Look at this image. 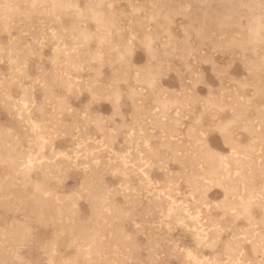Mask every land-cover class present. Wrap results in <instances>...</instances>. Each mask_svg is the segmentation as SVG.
I'll return each instance as SVG.
<instances>
[{
	"label": "rangeland",
	"instance_id": "rangeland-1",
	"mask_svg": "<svg viewBox=\"0 0 264 264\" xmlns=\"http://www.w3.org/2000/svg\"><path fill=\"white\" fill-rule=\"evenodd\" d=\"M263 17L264 0H0V264H264Z\"/></svg>",
	"mask_w": 264,
	"mask_h": 264
},
{
	"label": "bare ground",
	"instance_id": "bare-ground-1",
	"mask_svg": "<svg viewBox=\"0 0 264 264\" xmlns=\"http://www.w3.org/2000/svg\"><path fill=\"white\" fill-rule=\"evenodd\" d=\"M112 1H113V0H112ZM245 2H246V1H245ZM240 3H241V2H240ZM101 4H102V2H101ZM101 4H100V5H101ZM103 6H104V5H103ZM245 8H246V6H245ZM246 9H247V8H246ZM11 10H12V9H11ZM97 10H98V9H97ZM253 10H254V9H253ZM155 11H156V10H155ZM2 12H3V11H2ZM42 12H43V11H42ZM110 12H111V11H110ZM251 12H252V11H251ZM100 13H101V12H100ZM108 13H109V12H108ZM93 14H94V13H93ZM98 14H99V13H98ZM241 14H242V13H241ZM43 15H44V14H43ZM158 15H159V12H158ZM216 15H217V14H216ZM94 16H96V14H94ZM98 16H100V18H102V17H101V16H102V13L99 14ZM168 16H169V15H168ZM156 17H157V16H156ZM218 17H219V16H218ZM256 17H257V16H256ZM149 18H150V17H149ZM258 18H259V17H258ZM263 18H264V17H263ZM165 19H166V17H165ZM218 19H219V18H218ZM255 20H256V19H255ZM164 22H166V21L164 20ZM257 22H258V20H257ZM31 25H32V24H31ZM168 25H169V24H168ZM115 27H116V26H115ZM249 27H250V26H249ZM249 27H248V28H249ZM257 29H258V28H257ZM198 32H199V31H198ZM250 32H251V31H250ZM250 32H249V33H250ZM196 33H197V32H196ZM197 34H198V33H197ZM169 35H170V34H169ZM239 35H240V34H239ZM199 36H200V35H199ZM59 37H60V36H59ZM81 37H82V36H81ZM257 38H258V37H257ZM148 39H149V38H148ZM245 39H246V38H245ZM261 39H262V38H261ZM118 40H119V39H118ZM254 41H255V40H254ZM148 42H149V41H148ZM150 42H151V41H150ZM231 42H232V41H231ZM245 43H246V42H245ZM149 44H150V43H149ZM149 44H148V45H149ZM253 44H254V42H253ZM230 45H231V44H230ZM235 45H236V44H235ZM114 46H115V45H114ZM121 47H122V46H121ZM251 48H252V47H251ZM147 49H148V48H147ZM149 54H150V53H149ZM263 63H264V62H263ZM257 66H258V65H257ZM250 67H251V66H250ZM255 67H256V65H255ZM252 70H253V69H252ZM258 71H259V68H258ZM149 72H151V71H149ZM18 77H19V76H18ZM119 77H120V76H119ZM149 79H150V78H149ZM123 80H125V79H123ZM145 80H146V79H145ZM144 82H145V81H144ZM152 82H153V81H152ZM146 83H148V81H146ZM149 83H150V82H149ZM149 83H148V84H149ZM139 84H140V83H139ZM152 84H153V83H152ZM141 85H142V84H141ZM144 85H145V84H144ZM45 86H46V85H45ZM153 86H154V85H153ZM4 88H5V87H4ZM99 88H100V87H99ZM46 89H47V87H46ZM46 89H45V90H46ZM81 89H82V88H81ZM94 89H95V88H94ZM17 91H18V90H17ZM95 91H96V90H95ZM3 92H4V91H3ZM91 93H92V92H91ZM160 94H161V93H160ZM108 95H109V93H108ZM154 95H155V94H154ZM240 95H241V94H240ZM6 96H7V95H6ZM118 96H119V95H118ZM111 97H112V96H111ZM45 98H46V97H45ZM4 99H5V98H4ZM232 99H233V98H232ZM45 100H46V99H45ZM45 100H44V101H45ZM52 100H54V99H52ZM243 100H244V99H243ZM47 101H48V99H47ZM169 101H170V100H169ZM173 101H175V100H173ZM240 101H241V100H240ZM31 102H32V101H31ZM210 102H212V101H210ZM213 102H214V101H213ZM158 103H159V101H158ZM233 103H234V102H233ZM159 104H160V103H159ZM159 104H158V105H159ZM169 104H170V103H169ZM242 104H243V103H242ZM53 105H54V104H53ZM245 105H246V104H245ZM51 106H52V105H51ZM140 106H141V105H140ZM210 106H211V105H210ZM36 107H37V105H36ZM215 107H216V106H215ZM236 107H237V106H236ZM242 107H243V106H242ZM28 108H29V107H28ZM255 108H256V107H255ZM176 109H177V108H176ZM137 111H138V110H137ZM53 112H54V111H53ZM263 112H264V111H263ZM136 113H137V112H136ZM236 113H237V112H236ZM259 114H260V113H259ZM36 115H37V114H36ZM146 115H147V114H146ZM161 116H162V115H161ZM24 117H25V116H24ZM134 117H135V116H134ZM134 117H133V118H134ZM156 117H157V116H156ZM30 118H31V117H30ZM56 118H57V117H56ZM56 118H55V119H56ZM88 118H89V117H88ZM141 118H142V116H141ZM165 118H166V117H165ZM169 118H170V117H169ZM263 118H264V117H263ZM137 119H138V118H137ZM143 119H144V118H143ZM145 119H146V118H145ZM151 119H152V118H151ZM133 120H134V119H133ZM154 120H155V119H154ZM171 120H172V119H171ZM176 120H177V119H176ZM239 120H241V118H239ZM246 120H247V119H246ZM52 121H53V120H52ZM54 121H55V120H54ZM56 121H57V120H56ZM93 121H94V120H93ZM135 121H136V120H135ZM151 121H152V120H151ZM41 122H42V121H41ZM162 122H163V121H162ZM174 122H175V121H174ZM259 122H261V121H259ZM196 123H197V122H196ZM249 123H250V122H249ZM42 124H43V123H42ZM52 124H53V123H52ZM59 124H60V123H59ZM156 124H157V123H156ZM245 124H246V123H245ZM251 124H252V123H251ZM43 125H44V124H43ZM150 125H153V124H150ZM157 125H158V124H157ZM227 125H228V124H227ZM55 126H56V125H55ZM61 126H62V125H61ZM98 126H99V125H98ZM139 126H140V125H139ZM233 126H234V125H233ZM248 126H249V125H248ZM251 126H253V124H252ZM28 127H29V126H28ZM58 127H59V126H58ZM163 127H164V126H163ZM163 127H162V128H163ZM166 127H167V125H166ZM235 127H236V126H235ZM246 127H247V126H246ZM152 128H154V126H153ZM159 128H160V127H159ZM159 128H158V129H159ZM45 129H46V128H45ZM128 129H129V128H128ZM155 129H156V128H155ZM200 129H201V128H200ZM226 129H227V128H226ZM247 129H248V127H247ZM33 130H34V129H33ZM164 130H165V129H164ZM58 131H59V130H58ZM75 131H76V130H75ZM129 131H130V130H129ZM172 131H173V130H172ZM226 131H227V130H226ZM47 132H48V131H47ZM143 132H144V131H143ZM174 132H175V131H174ZM199 132H200V131H199ZM229 132H230V130H229ZM229 132H227V133H229ZM257 132H258V130H257ZM261 132H263V131H261ZM62 133H63V132H62ZM168 133H169V132H168ZM177 133H178V132H177ZM177 133H176V134H177ZM187 133H188V131H187ZM43 134H44V133H43ZM229 134H230V133H229ZM262 134H263V133H262ZM33 135H34V134H33ZM48 135H49V134H48ZM82 135H83V134H82ZM174 135H175V134H174ZM178 135H179V134H178ZM186 135H187V134H186ZM194 135H195V134H194ZM198 135H199V134H198ZM224 135H225V134H224ZM259 135H260V134H259ZM107 136H108V135H107ZM109 136H110V135H109ZM137 136H138V135H137ZM39 137H40V136H39ZM110 137H111V136H110ZM148 137H149V135H148ZM173 137H175V136H173ZM185 137H186V136H185ZM188 137H189V136H188ZM91 138H92V137H91ZM112 138H113V137H112ZM150 138H151V137H150ZM228 138H229V136H228ZM1 139H2V138H1ZM189 139H190V138H189ZM196 139H197V138H196ZM263 139H264V138H263ZM12 140H13V139H12ZM47 140H48V139H47ZM73 140H74V139H73ZM82 140H83V139H82ZM199 141H201V140H199ZM226 141H227V140H226ZM12 142H13V141H12ZM49 142H50V141H49ZM106 142H107V141H106ZM168 142H169V141H168ZM170 142H171V141H170ZM141 143H142V142H141ZM165 143H166V142H165ZM31 144H32V143H31ZM191 144H192V143H191ZM196 144H197V143H196ZM107 145H108V144H107ZM197 145H198V144H197ZM202 145H203V144H202ZM164 146H165V145H164ZM198 146H199V145H198ZM204 146H205V145H204ZM232 146H233V145H232ZM250 146H252V145H250ZM263 146H264V145H263ZM44 148H45V147H44ZM194 149H195V148H194ZM202 149H203V148H202ZM204 149H205V148H204ZM233 149H234V148H233ZM233 149H232V150H233ZM238 149H239V148H238ZM240 149H241V148H240ZM48 150H49V149H48ZM196 150H198L197 147H196ZM196 150H195V151H196ZM200 150H201V148H200ZM200 150H199V151H200ZM1 151H2V150H1ZM26 151H27V150H26ZM173 151H174V150H173ZM206 151H207V150H205V152H206ZM236 151H237V149H236ZM31 152H32V151H31ZM196 152H197V151H196ZM200 152H201V151H200ZM19 153H20V152H19ZM136 153H137V152H136ZM143 153H144V152H143ZM175 153H176V152H175ZM184 153H185V152H184ZM191 153H193V152L191 151ZM194 153H195V152H194ZM197 153L200 154L199 152H197ZM206 153H207V152H206ZM206 153H205V155H206ZM208 153H209V152H208ZM239 153H240V151H239ZM248 153H249V152H248ZM254 153H255V152H254ZM173 154H174V153H173ZM177 154H178V153H177ZM263 154H264V153H263ZM263 154H262L261 156H263ZM153 155H154V154H153ZM192 155H193V154H192ZM209 155H210V153L207 154V156H208V157H211V155H210V156H209ZM238 155H239V154H237V156H238ZM241 155H242V154H241ZM244 155H245V153H244ZM118 156H120V155H118ZM149 156H150V155H149ZM200 156H201V155H200ZM207 156H206V158H207ZM215 156H216V155H215ZM237 156H236V157H237ZM242 156H243V155H242ZM245 156H246V155H245ZM248 156H249V155H248ZM250 156L252 157L251 154H250ZM15 157H16V156H15ZM138 157H139V155H138ZM162 157H163V156H162ZM192 157H193V156H192ZM195 157H197V156H195ZM203 157H204V156H203ZM221 157H222V156H221ZM254 157H255V156H254ZM258 157H259V156H258ZM258 157H257V158H258ZM139 158H140V157H139ZM150 158H151V156H150ZM200 158H201V157H200ZM245 158H246V157H245ZM252 158H253V157H252ZM252 158H251V159H252ZM259 158H261V157H259ZM259 158H258V160H259ZM262 158H263V157H262ZM1 159H2V158H1ZM1 159H0V160H1ZM15 159H16V158H15ZM128 159H129V157H128ZM132 159H133V157H132ZM142 159H143V158H142ZM175 159H176V158H175ZM178 159H179V158H178ZM195 159H196V158H195ZM211 159H212V158H211ZM211 159H210V160H206V159H204L205 161L203 162V165L205 166V164H207V165L210 167V169L213 170V175H214V172H218V171L220 170V167H222V166H219L220 163L218 162L219 164H217V163H216V162H217L216 160H215V163H216V164H214V163H213V162H214V161H213L214 159H213V160H211ZM230 159H231V158H230ZM230 159H229V160H230ZM247 159H249V158H247ZM254 159H255V158H254ZM7 160H8V159H7ZM117 160H118V159H117ZM158 160H159V158H158ZM179 160H180V159H179ZM193 160H194V159H193ZM199 160H200V159H199ZM199 160H196V161H199ZM201 160H202V159H201ZM234 160H236V158H235ZM238 160H239V159H238ZM240 160H241V159H240ZM260 160L262 161V159H260ZM20 161H21V160H20ZM164 161H165V160H164ZM185 161H186V160H185ZM190 161H191V160H190ZM212 161H213V162H212ZM223 161H224V160H223ZM223 161L220 160L221 163H222ZM230 161H231V160H230ZM241 161H242V160H241ZM241 161H240V163H241ZM248 161H249V160H248ZM3 162H4V161H3ZM6 162H7V161H6ZM8 162H9V161H8ZM75 162H76V161H75ZM225 162H227V161H225ZM244 162H246V160H245ZM253 162H254V161H253ZM257 162H258V161H257ZM132 163H133V162H132ZM140 163H141V162H140ZM162 163H163V162H162ZM193 163H194V162H193ZM199 163H200V162H198V164H199ZM234 163H236V162H234ZM242 163H243V161H242ZM247 163H248V162H247ZM4 164H5V163H4ZM183 164H184V163H183ZM194 164H195V163H194ZM238 164H239V161H238L236 167L240 166V165H238ZM254 164H255V163H253V165H254ZM16 165H17V164H16ZM24 165H25V164H24ZM35 165H36V164H35ZM41 165H42V164H41ZM138 165H139V164H138ZM187 165H188V164H187ZM220 165H221V164H220ZM234 165H235V164H234ZM251 165H252V164H251ZM251 165H250V166H251ZM8 166H9V165H8ZM45 166H46V165H45ZM141 166H142V165H141ZM182 166H183V165H182ZM250 166H249V167H250ZM257 166H258V165H257ZM164 167H165V166H164ZM164 167H163V168H164ZM190 167H191V166H190ZM198 167H199V166H198ZM206 167H207V166H206ZM223 167H224V166H223ZM242 167H244V164H243ZM255 167H256V166H255ZM37 168H38V167H37ZM158 168H159V166H158ZM193 168H194V167H193ZM195 168H196V167H195ZM195 168H194V169H195ZM225 168H226V167H225ZM234 168H235V167H234ZM240 168H241V167H239V169H240ZM258 168L260 169V167H258ZM123 169H124V168H123ZM139 169H140V168H139ZM161 169H162V168H161ZM197 169H198V168H197ZM197 169H196V170H197ZM200 169H201V168H200ZM206 169H207V168H206ZM235 169H237V168H235ZM243 169H245V168H243ZM262 169H264V168L261 167L260 170H262ZM42 170H43V169H42ZM119 170H120V169H119ZM119 170H118V171H119ZM196 170H194V171H196ZM222 170H223V169H221V171H222ZM241 170H242V168H241ZM250 170H251V169H250ZM250 170H249V171H250ZM260 170H259V172H260ZM21 171H22V170H21ZM197 171H198V170H197ZM197 171H196V173H197ZM202 171H203V169H202ZM238 171H239V170H238ZM242 171H245V170H242ZM257 171H258V170H257ZM125 172H126V171H125ZM198 172H200V171H198ZM211 172H212V171H211ZM211 172H210V174H211ZM233 172H234V171H233ZM262 172H264V171L262 170ZM220 173H221V172H219V174H220ZM222 173H223V172H222ZM240 173H241V172H240ZM240 173H239V174H240ZM246 173L248 174V171H247ZM246 173H245V174H246ZM257 173H258V172H257ZM260 173H261V172H260ZM42 174H43V173H42ZM193 174H194V173H193ZM197 174H198V173H197ZM207 174H208V173H207ZM215 174H217V173H215ZM226 174H228V173L226 172ZM226 174H225V175H226ZM235 174H236V172H235ZM261 174H262V173H261ZM261 174H259V175H261ZM179 175H180V174H179ZM199 175H200V173H199ZM204 175H205V173H204ZM204 175L202 174V176H204ZM208 175H209V174H208ZM222 175H223V174H220V176H222ZM231 175H232V174H231ZM242 175H244V173H242ZM125 176H126V175H125ZM192 176H193V175H192ZM214 176H215V175H214ZM235 176H236V175H235ZM246 176L249 177V175H246ZM252 176H253V175H252ZM254 176H255V175H254ZM55 177H56V176H55ZM144 177H145V176H144ZM195 177H196V176H195ZM197 177H198V175H197ZM210 177H211V176H209V179H210ZM215 177H216V176H215ZM217 177H218V176H217ZM217 177H216V178H217ZM231 177H232V176H231ZM238 177L240 178V176H238ZM244 177H245V176H244ZM244 177H243V178H244ZM257 177H258V176H257ZM181 178H182V177H181ZM219 178H220V177H219ZM227 178H229V177L226 176V179H225V177H224L223 179H225V181H226V180H228ZM262 178H263V177H262ZM143 179H144V178H143ZM199 179H200V177H199ZM199 179H198V180H199ZM201 179H204V178L202 177ZM201 179H200V180H201ZM245 179H247V178H245ZM253 179H254V177H253ZM204 180H205V179H204ZM207 180H208V179H207ZM213 180H214V179H213ZM213 180H212V181H213ZM232 180L234 181V179H232ZM238 180H239V179H238ZM238 180H237L236 182H239ZM9 181H10V180H9ZM147 181H148V180H147ZM176 181H177V180H176ZM183 181H184V180H183ZM209 181H211V180H209ZM214 181H215V180H214ZM214 181H213V182H214ZM221 181H222V180H221ZM225 181H224V182H225ZM230 181H231V180H230ZM233 181H232V182H233ZM240 181H242V179H241ZM252 181H253V180H252ZM252 181H251V179H247L244 183H242V185H243V187H242V191H246V192L248 193V195H249V193L251 194L253 191H255V190H252V186H253V185H252V184H253ZM200 182H201V181H200ZM236 182H235V183H236ZM6 183H7V182H6ZM24 183H25V182H24ZM198 183H199V182H198ZM201 183H202V182H201ZM218 183H219V182H218ZM240 183H241V182H240ZM8 184H9V183H8ZM227 184H228V183H227ZM237 184H238V183H237ZM188 185H189V184H188ZM233 185H234V182H233ZM233 185H232V186H233ZM256 185H257V184H256ZM141 186H142V185H141ZM195 186H196V185H195ZM236 186H237V185H236ZM25 187H26V186H25ZM175 187H176V186H175ZM175 187H174V188H175ZM192 187H194V186H192ZM238 187H239V186H238ZM253 187H254V186H253ZM235 188H236V187H235ZM164 189H165V188H164ZM224 189H225V188H224ZM232 189H233V188H232ZM253 189H254V188H253ZM255 189H256V188H255ZM174 191H175V190H174ZM197 191H198V190H197ZM235 191H236V189H235ZM167 192H168V191H167ZM246 192H245V194H246ZM257 192H258V191H257ZM99 193H100V192H99ZM235 193H236V192H235ZM238 193H239V192H238ZM241 193H242V192H241ZM37 194H38V193H37ZM239 194H240V193H239ZM245 194H244V195H245ZM260 194H263V195H264V193H260ZM189 195H190V194H189ZM230 195H231V194H230ZM244 195H243V196H244ZM248 195H247V197H249ZM263 195H262V196H263ZM164 196H165V195H164ZM262 196H261V197H262ZM238 197H239V196H238ZM244 197H245V196H244ZM247 197H246V198H247ZM252 197H253V195H252ZM258 197H259V196H258ZM42 198H43V197H42ZM167 198H168V197H167ZM246 198H244V199H246ZM249 198H250V197H249ZM161 199H162V198H161ZM172 199H173V198H172ZM251 199L253 200V198H251ZM251 199H250V200H251ZM94 200H96V199H94ZM202 200H203V199H202ZM246 200H247V199H246ZM246 200H245V201H246ZM250 200L248 199V202H249ZM252 200H251V201H252ZM186 201H187V200H186ZM199 201H201V200H199ZM238 201H239V200H238ZM260 201H261V200H260ZM37 202H38V201H37ZM43 202H45V201L43 200ZM231 202H232V201H231ZM258 202H259V201H258ZM34 203H35V202H34ZM59 203H60V202H59ZM161 203H162V202H161ZM165 203H166V202H165ZM249 203H250V202H249ZM249 203H248L247 205H248V206H251V204L249 205ZM251 203H252V202H251ZM255 203L257 204V202H255ZM260 203H262V202H260ZM260 203H258V204H260ZM127 204H128V203H127ZM223 205H224V204H223ZM237 205L240 206V204H237ZM237 205H236V206H237ZM245 205H246V204H245ZM65 206H66V205H65ZM132 206H133V205H132ZM197 206H198V205H197ZM197 206H196V207H197ZM224 206H225V205H224ZM252 206H253V205H252ZM254 206H255V205H254ZM254 206H253V207H254ZM261 206H262V205H261ZM46 207H48V206H46ZM149 207H150V206H149ZM225 207H226V206H225ZM228 207H229V206H228ZM241 207H242V206H241ZM241 207H240V208H241ZM243 207H244V206H243ZM243 207H242V208H243ZM246 207H247V206H246ZM20 208H21V207H20ZM41 208H42V207H41ZM71 208H72V207H71ZM134 208H135V207H134ZM166 208H167V207H166ZM199 208H200V207H199ZM231 208H233V207H231ZM235 208L237 209V207H235ZM240 208L238 207V209H240ZM249 208H251V207H249ZM100 209H101V208H100ZM102 209H103V208H102ZM117 209H118V208H117ZM151 209H152V208H151ZM226 209H227V208H226ZM236 209H235V210H236ZM238 209H237V210H238ZM244 209H245V207H244ZM252 209H253V208H252ZM256 209H257V208H256ZM258 209H259V208H258ZM67 210H68V209H67ZM220 210H221V209H220ZM231 210H232V209H231ZM124 211H125V210H124ZM149 211H150V210H149ZM227 211H228V210H227ZM229 211H230V210H229ZM238 211H239V210H238ZM241 211H242V210H241ZM244 211H245V210H244ZM248 211H250V210L248 209ZM33 212H34V211H33ZM112 212H113V211H112ZM150 212H151V211H150ZM254 212H255V211H254ZM46 213H47V212H46ZM104 213H105V212H104ZM131 213H132V212H131ZM240 213H241V214H239V215L242 216V214L244 215L245 212H244V213L240 212ZM250 213H252V212H250ZM63 214H64V213H63ZM226 214H227V213H226ZM239 215L237 214V215H235V216H239ZM246 215H248V217H250V216H249V213H247V212H246ZM71 216H72V215H71ZM76 216H77V215H76ZM118 216H119V215H118ZM242 217H243V216H242ZM75 218H76V217H75ZM121 218H122V217H121ZM243 218H244V217H243ZM117 219H118V218H117ZM246 219H247V218H246ZM74 220H75V219H74ZM90 220H91V219H90ZM104 221H105V219H104ZM245 221H246V220H245ZM46 222H47V221H46ZM250 222H251V221H250ZM252 222H253V221H252ZM262 222H263V221H262ZM249 224H250V223H249ZM263 224H264V223H263ZM69 225H70V224H69ZM216 225H217V224H216ZM216 225H215V226H216ZM72 226H73V225H72ZM78 226H79V224H78ZM207 226H208V225H207ZM210 226H211V225H210ZM251 227H252V226H251ZM76 229H77V228H76ZM186 229H187V228H186ZM201 229H202V228H201ZM250 230H252V229H250ZM252 231H253V230H252ZM237 232H238V231H237ZM250 232H251V231H250ZM188 233H189V232H188ZM239 233H240V232H239ZM251 233H252V232H251ZM241 234H242V233H241ZM196 235H197V234H196ZM216 235H217V234H216ZM216 235H215V236H216ZM233 235H234V234H233ZM243 236H245V235H243ZM233 237H234V236H233ZM254 237H255V236H254ZM259 237H260V236H259ZM101 238H102V237H101ZM150 238H151V237H150ZM236 238H237V237H236ZM241 238H242V237H241ZM20 239H21V238H20ZM208 239H209V238H208ZM243 239H244V238H243ZM243 239H242V240H243ZM262 240H263V239H262ZM102 241H103V240H102ZM211 241H212V240H211ZM213 241H214V240H213ZM216 241H217V240H216ZM233 241H234V240H233ZM248 241H249V240H248ZM257 241H258V240H257ZM10 242H11V241H10ZM260 242H261V241H260ZM150 243H151V242H150ZM210 243H211V242H210ZM258 243H259V242H258ZM14 244H16V243H14ZM217 244H218V243H217ZM238 244H239V243H238ZM252 244H253V243H252ZM209 245H210V244H209ZM228 245H229V244H228ZM258 245H259V244H258ZM233 246H234V245H231L230 247L232 248ZM230 247H229V248H230ZM236 247H237V246H236ZM241 247H242V246H241ZM214 248H215V247H214ZM229 248H228V250H231V249H229ZM259 248H260V247H259ZM254 249H255V248H254ZM236 250H237V249L235 248L234 251H236ZM151 252H152V251H151ZM226 252H227V251H226ZM128 253H129V252H128ZM233 253H234V252H233ZM235 253L239 254L238 252H235ZM225 254H226V253H225ZM230 254H232V253H230ZM218 255H219V254H218ZM235 255H236V254H235ZM219 256H220V255H219ZM217 257H218V256H217ZM224 257H225V256H224ZM233 257H234V256H233ZM236 257H237V256H236ZM239 258H240V257H239ZM111 259H112V258H111ZM111 259H110V260H111ZM229 260H230V259H229ZM186 261H187V260H186ZM231 261H232V260H231ZM238 261H240V260H238ZM86 262H87V261H86ZM186 263H187V262H186ZM66 264H67V263H66Z\"/></svg>",
	"mask_w": 264,
	"mask_h": 264
}]
</instances>
